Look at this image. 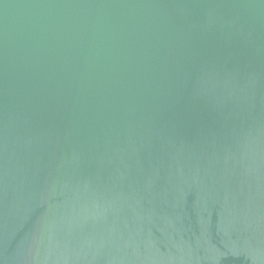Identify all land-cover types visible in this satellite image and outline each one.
<instances>
[{"label": "water", "instance_id": "1", "mask_svg": "<svg viewBox=\"0 0 264 264\" xmlns=\"http://www.w3.org/2000/svg\"><path fill=\"white\" fill-rule=\"evenodd\" d=\"M0 264H264V0H0Z\"/></svg>", "mask_w": 264, "mask_h": 264}]
</instances>
